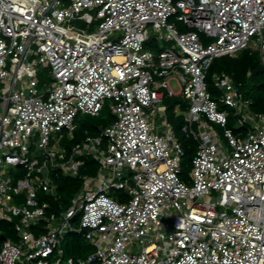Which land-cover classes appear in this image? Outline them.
<instances>
[{"label": "built area", "instance_id": "1", "mask_svg": "<svg viewBox=\"0 0 264 264\" xmlns=\"http://www.w3.org/2000/svg\"><path fill=\"white\" fill-rule=\"evenodd\" d=\"M247 46L264 67V0H0V222L17 236L0 227V264H264V113L228 74L213 75L218 98L205 79ZM173 97L194 144L186 169ZM105 106L112 121L66 151L76 115ZM81 156L96 172L61 207L50 174L76 175ZM72 233L85 256L64 257Z\"/></svg>", "mask_w": 264, "mask_h": 264}, {"label": "trees", "instance_id": "2", "mask_svg": "<svg viewBox=\"0 0 264 264\" xmlns=\"http://www.w3.org/2000/svg\"><path fill=\"white\" fill-rule=\"evenodd\" d=\"M157 46V42L149 43V48L153 50H158L159 48ZM43 71V69L42 71L40 70L37 75L39 76ZM222 72L231 77L234 86L240 92L241 96L251 101L250 109L253 113H264V67L258 50L247 46L236 53H226L214 57L205 75L207 88L212 96L217 95L215 85L212 86L213 75ZM178 101V98L173 97L165 100V104L167 105L168 121L185 150L181 165L183 169H186L194 151V144L191 140L185 138L180 130L183 123V116L173 113V107ZM221 107L223 108L222 105ZM74 121L75 128L72 137L69 138L64 134L61 139L62 142L60 141L66 151H69L71 146L79 142L86 133L91 136L99 135L101 129L112 121V115L109 113L107 122H103V119L100 117V112L98 115L78 113ZM228 126H232L231 118L228 121ZM81 158L84 159V164L78 168L76 175L64 174L60 171L50 174L56 186L58 195L57 204L61 207H67L69 205L70 199L81 186L82 178L84 176H92L96 172L97 163L92 157L81 156ZM39 196L40 199L45 198L42 195ZM49 201L51 202V208L54 209L56 202ZM0 227L2 229L1 236H10L13 240L17 239L10 223L1 221ZM61 246L64 248V257L66 258L83 257L92 249L81 235L75 233L67 235Z\"/></svg>", "mask_w": 264, "mask_h": 264}, {"label": "rangeland", "instance_id": "3", "mask_svg": "<svg viewBox=\"0 0 264 264\" xmlns=\"http://www.w3.org/2000/svg\"><path fill=\"white\" fill-rule=\"evenodd\" d=\"M90 13L92 14V11H90ZM170 20L171 21H174V19L173 18H170ZM94 24L93 25H91V26H86L83 22H81V21H75V22H73V30L74 31H79V30H83V31H88V32H90V31H93L94 30ZM176 29H179V30H181V29H183V27H182V25L180 24V23H178V22H176ZM146 43H148V42H146ZM249 43L250 44H252V41H249ZM158 44V46H157V48H165V47H170L171 46V44L170 43H166V42H163V41H161V42H158L157 43ZM146 45V47H148L149 48V44H145ZM252 46V45H251ZM252 49H255V50H257V48H254V47H251ZM40 69V68H39ZM37 77H38V80H39V84H38V91L40 92V93H42V92H44L45 91V88L48 86V84H49V82L51 81V77H50V75L48 74V71L46 70H44L43 71V73L42 74H39V76L37 75ZM214 84H215V82L213 81V85L212 86H214ZM1 86H2V84L0 83V91H1ZM169 86H170V88H172L174 91H177L178 89H179V85L175 82V81H173V80H171L170 82H169ZM216 92H217V96H216V98H218L219 97V95L221 94L220 93V91L218 90V88H217V86H216ZM183 109H185L186 108V104H184L183 106ZM228 111L230 112V113H232V109H230V108H228ZM1 113H2V109H1V107H0V115H1ZM109 111H108V108L105 106V108L103 109V110H101L100 111V117L103 119V122H107L106 120H108V117H109ZM167 114V113H166ZM167 118H168V115H167ZM160 123V122H159ZM158 123V124H159ZM215 127H216V129L220 132V134H221V136H222V129L220 128V127H218V125H215ZM50 137H51V140H50V144H52L53 142H52V137H57V134H55V133H52L51 135H50ZM62 142V141H61ZM61 142H60V145H61ZM221 142L223 143V145H224V147L225 148H227V150L229 151L230 149H229V146H228V144L226 143V139L222 136L221 137ZM58 145H59V142L57 143V144H55V143H53V148L54 149H57V147H58ZM9 170H11V168L10 167H8V168H6V171H3V174H8L9 173ZM17 170V169H16ZM13 174H15V172H11V175H13ZM115 194L116 193H113L112 195L113 196H115ZM208 199V198H207Z\"/></svg>", "mask_w": 264, "mask_h": 264}]
</instances>
